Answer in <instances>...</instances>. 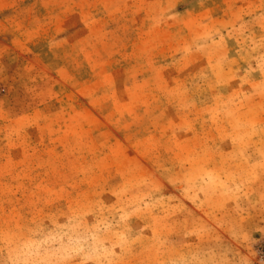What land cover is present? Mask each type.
Instances as JSON below:
<instances>
[{
	"label": "rangeland",
	"instance_id": "1",
	"mask_svg": "<svg viewBox=\"0 0 264 264\" xmlns=\"http://www.w3.org/2000/svg\"><path fill=\"white\" fill-rule=\"evenodd\" d=\"M0 264H264V0H0Z\"/></svg>",
	"mask_w": 264,
	"mask_h": 264
}]
</instances>
